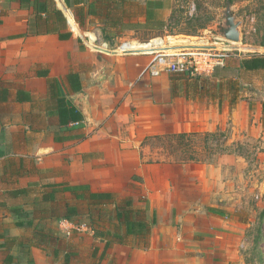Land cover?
<instances>
[{"label":"crops","instance_id":"0c3cea01","mask_svg":"<svg viewBox=\"0 0 264 264\" xmlns=\"http://www.w3.org/2000/svg\"><path fill=\"white\" fill-rule=\"evenodd\" d=\"M54 3L65 24L43 34L31 6L0 0V264L235 260L237 224L204 174L212 164L145 158V138L188 132L187 99L149 76L150 53L112 49L130 30L93 43L98 21L87 16L81 29L64 0ZM216 161L240 166L232 154ZM73 185L88 186L84 198L65 190ZM123 210L145 228L127 232ZM73 225L83 228L67 235Z\"/></svg>","mask_w":264,"mask_h":264},{"label":"rangeland","instance_id":"374dc122","mask_svg":"<svg viewBox=\"0 0 264 264\" xmlns=\"http://www.w3.org/2000/svg\"><path fill=\"white\" fill-rule=\"evenodd\" d=\"M227 1L231 13L240 21L238 42L217 36L222 30ZM148 7L154 9L151 22L122 33V38H115L111 47L120 48L119 51L141 49L147 53H151L146 50L148 47L162 48L156 51L165 53L162 55L167 60L211 49L210 53L222 58L223 65L216 66L209 76H180L163 71L155 80L156 83L168 80L172 97L187 99L180 106L187 111V119L181 126L185 131H215V126L222 127L228 150L240 161V166L219 165L217 155L204 174L213 190L219 192V203L231 208L237 224V255L226 264H264V70L245 71L240 66L244 58L264 56V0H127L123 10L143 16ZM159 18L165 21L163 25L153 21ZM104 27L99 22L89 26L93 43H101ZM105 29L107 33L113 30ZM232 93L238 95L234 103ZM180 117L172 116L177 127ZM218 139L223 143L222 136ZM202 140L192 137L193 149L197 157L211 158ZM162 141L167 143L166 139ZM160 143L147 140L146 151L150 154L147 157L145 153V158L174 159L173 162L179 163V153L167 154L168 150L159 147ZM214 144L217 143H208ZM205 164L201 163L200 169Z\"/></svg>","mask_w":264,"mask_h":264},{"label":"trees","instance_id":"16d2710c","mask_svg":"<svg viewBox=\"0 0 264 264\" xmlns=\"http://www.w3.org/2000/svg\"><path fill=\"white\" fill-rule=\"evenodd\" d=\"M11 2H18V7H29L33 8L35 13V28L37 33H58L60 29L65 24V18L62 12L55 7L54 0H10ZM126 0H64L67 8L71 9L76 23L79 27L85 28L86 17H94L100 24L107 28L113 29L112 31H106L105 27L102 29L104 32V38L107 41L113 40V38L120 32L125 30H132L135 27L146 25L148 22H151L154 14L153 9H146L145 14L134 15L130 14L127 11H124V5ZM119 11L118 15L114 12ZM139 17H144L143 20H140ZM40 20L42 23L40 24ZM157 25H163L164 20L154 19ZM34 24V22H33ZM61 38H67L70 34L62 35L59 34ZM241 68L245 71H256L264 70V56H251L242 59ZM230 92V91H229ZM237 94L232 93L231 102L234 103L237 100ZM202 137L203 148L209 152L211 158H200L197 157L196 151L193 149V143L191 142L192 137ZM218 136H222L223 140L220 142V139L217 140ZM156 140L161 141L159 147L165 150H168L169 155H172L173 152H178L180 157L179 163H206L212 164L213 157L219 156L222 154H232L228 150L226 145L225 136L223 132L217 130L215 132H182V133H170L163 135H155L149 138H145L143 143H146L147 140ZM166 139V144L162 140ZM175 140V143H173ZM209 142H215L217 144L208 145ZM185 155V156H184ZM217 156V157H218ZM174 160V159H172ZM65 190L70 191L75 195L77 199H82L85 197L84 192H87V185H73L66 186ZM81 191V194L78 193ZM103 193H91L88 192L89 198H97L105 196ZM127 205V201L125 202ZM118 219L122 218L126 224L127 232L134 231V227H137L138 230H143L145 228V223L142 217H137L136 221L132 220L130 213L127 210L117 212Z\"/></svg>","mask_w":264,"mask_h":264},{"label":"built area","instance_id":"2783aa9c","mask_svg":"<svg viewBox=\"0 0 264 264\" xmlns=\"http://www.w3.org/2000/svg\"><path fill=\"white\" fill-rule=\"evenodd\" d=\"M162 49V48H159ZM159 49H150L152 58L147 64V73L150 77H158L163 71L180 76H209L216 66L223 65L220 56L210 53L211 49L200 50L198 53L180 54L174 60H167ZM67 224V221L63 222ZM83 225H73L66 227L67 235L71 234V229L80 230Z\"/></svg>","mask_w":264,"mask_h":264},{"label":"water","instance_id":"95a60500","mask_svg":"<svg viewBox=\"0 0 264 264\" xmlns=\"http://www.w3.org/2000/svg\"><path fill=\"white\" fill-rule=\"evenodd\" d=\"M239 27H240V21L236 20L235 16L231 13L230 2L227 1L226 7L223 10L222 30L217 32V36L226 41L238 42L240 41V33H241Z\"/></svg>","mask_w":264,"mask_h":264}]
</instances>
